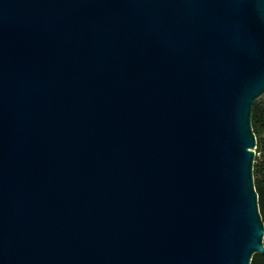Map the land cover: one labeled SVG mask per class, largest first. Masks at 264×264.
I'll return each instance as SVG.
<instances>
[{"label": "water", "instance_id": "water-1", "mask_svg": "<svg viewBox=\"0 0 264 264\" xmlns=\"http://www.w3.org/2000/svg\"><path fill=\"white\" fill-rule=\"evenodd\" d=\"M264 0H0V264H251Z\"/></svg>", "mask_w": 264, "mask_h": 264}, {"label": "trees", "instance_id": "trees-1", "mask_svg": "<svg viewBox=\"0 0 264 264\" xmlns=\"http://www.w3.org/2000/svg\"><path fill=\"white\" fill-rule=\"evenodd\" d=\"M252 126L257 138L258 155L254 162V181L260 213L264 220V98L256 100L252 111ZM251 264H264V253H255Z\"/></svg>", "mask_w": 264, "mask_h": 264}, {"label": "rangeland", "instance_id": "rangeland-1", "mask_svg": "<svg viewBox=\"0 0 264 264\" xmlns=\"http://www.w3.org/2000/svg\"><path fill=\"white\" fill-rule=\"evenodd\" d=\"M262 97H260L259 99H261ZM256 150H257V148H256ZM257 155H258V152L256 153Z\"/></svg>", "mask_w": 264, "mask_h": 264}, {"label": "built area", "instance_id": "built-area-1", "mask_svg": "<svg viewBox=\"0 0 264 264\" xmlns=\"http://www.w3.org/2000/svg\"><path fill=\"white\" fill-rule=\"evenodd\" d=\"M263 98H264V94H263V96H262Z\"/></svg>", "mask_w": 264, "mask_h": 264}]
</instances>
